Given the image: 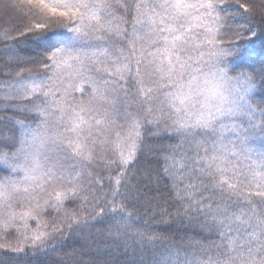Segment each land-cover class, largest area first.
Listing matches in <instances>:
<instances>
[{"label":"snow or ice","instance_id":"obj_1","mask_svg":"<svg viewBox=\"0 0 264 264\" xmlns=\"http://www.w3.org/2000/svg\"><path fill=\"white\" fill-rule=\"evenodd\" d=\"M0 264H264V0H0Z\"/></svg>","mask_w":264,"mask_h":264}]
</instances>
